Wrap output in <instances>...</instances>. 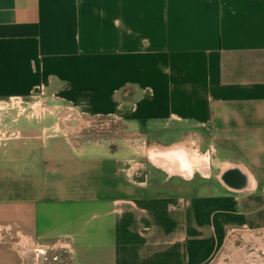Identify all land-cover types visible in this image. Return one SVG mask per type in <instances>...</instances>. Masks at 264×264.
Returning <instances> with one entry per match:
<instances>
[{
	"label": "crops",
	"instance_id": "crops-1",
	"mask_svg": "<svg viewBox=\"0 0 264 264\" xmlns=\"http://www.w3.org/2000/svg\"><path fill=\"white\" fill-rule=\"evenodd\" d=\"M260 202L264 0H0V264H264Z\"/></svg>",
	"mask_w": 264,
	"mask_h": 264
},
{
	"label": "rangeland",
	"instance_id": "rangeland-1",
	"mask_svg": "<svg viewBox=\"0 0 264 264\" xmlns=\"http://www.w3.org/2000/svg\"><path fill=\"white\" fill-rule=\"evenodd\" d=\"M13 104H18L20 106H26V105H34V106L44 105V106H49V103L45 102L43 100L42 101L37 100V101H25V102H21V103H12L11 105H13ZM103 134H105V131L104 130H100L99 136H102ZM256 207H257V210H255V212L253 214L255 216V218L253 220V225H251L249 228L250 229H260V230H262V228H264V203L260 202V203H258V205ZM259 256H260L259 259L262 260L263 257L261 255V253H259ZM251 263H252L251 261H248V263H245V264H251ZM262 263L263 262H261V264Z\"/></svg>",
	"mask_w": 264,
	"mask_h": 264
},
{
	"label": "built area",
	"instance_id": "built-area-1",
	"mask_svg": "<svg viewBox=\"0 0 264 264\" xmlns=\"http://www.w3.org/2000/svg\"><path fill=\"white\" fill-rule=\"evenodd\" d=\"M30 116L34 117V118H36V117L38 118L39 117L38 113H32V114H30Z\"/></svg>",
	"mask_w": 264,
	"mask_h": 264
}]
</instances>
